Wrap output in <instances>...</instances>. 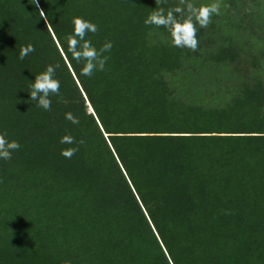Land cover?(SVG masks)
Masks as SVG:
<instances>
[{"label":"trees","instance_id":"obj_1","mask_svg":"<svg viewBox=\"0 0 264 264\" xmlns=\"http://www.w3.org/2000/svg\"><path fill=\"white\" fill-rule=\"evenodd\" d=\"M220 2L192 52L144 24L155 0H0V134L21 145L0 159V264H264V0ZM73 17L113 45L91 77ZM56 64L45 111L29 84Z\"/></svg>","mask_w":264,"mask_h":264},{"label":"clouds","instance_id":"obj_2","mask_svg":"<svg viewBox=\"0 0 264 264\" xmlns=\"http://www.w3.org/2000/svg\"><path fill=\"white\" fill-rule=\"evenodd\" d=\"M167 0H155L156 7L145 18L146 26L155 28H164L170 37V43L176 48H187L195 52L198 50L199 41L197 39V25L200 28H207L211 22L213 15H220L221 2H215L208 5L196 6L190 0H178V5L165 10L159 7L166 4ZM32 4L39 7V0H32ZM40 16L45 18L44 11L40 10ZM73 25V33L66 37L67 53L71 54V58L77 63H81L82 67L80 75L91 77L96 71H104L105 65L109 59L104 55L111 51L113 45L111 41H105L104 44L97 49L93 46L91 40L86 39L89 33L95 35L98 32V26L81 17H73L71 21ZM35 48L29 44L21 47L19 51V59L23 60ZM62 55H65L62 52ZM60 65H49L46 70L35 75L34 82L29 84V101L35 102V106L45 111L51 110L50 96H60V81L55 78L56 69ZM65 119L72 124H79V119L71 112L65 113ZM7 134H0V159L10 160L12 154L21 147L18 141L8 140ZM59 143L67 145H83L85 141L80 139L76 141L71 135H64L60 138ZM79 151V147H69L61 150V155L66 159H71Z\"/></svg>","mask_w":264,"mask_h":264}]
</instances>
